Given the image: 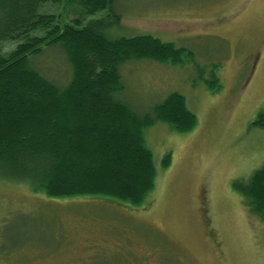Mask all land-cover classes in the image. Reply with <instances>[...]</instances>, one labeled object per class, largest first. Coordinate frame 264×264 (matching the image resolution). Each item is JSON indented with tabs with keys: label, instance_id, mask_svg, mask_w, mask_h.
Returning a JSON list of instances; mask_svg holds the SVG:
<instances>
[{
	"label": "rangeland",
	"instance_id": "374dc122",
	"mask_svg": "<svg viewBox=\"0 0 264 264\" xmlns=\"http://www.w3.org/2000/svg\"><path fill=\"white\" fill-rule=\"evenodd\" d=\"M66 8L44 11L62 20L79 13ZM113 11L119 22L109 36L150 34L193 55L180 65L122 63L117 99L144 114L177 93L196 123L182 132L155 121L144 130L155 178L141 206L53 198L0 174V264H264V219L231 186L264 165V128L253 124L264 109V0H118ZM29 61L60 87L70 79L60 46ZM212 77L217 87L206 85Z\"/></svg>",
	"mask_w": 264,
	"mask_h": 264
},
{
	"label": "trees",
	"instance_id": "16d2710c",
	"mask_svg": "<svg viewBox=\"0 0 264 264\" xmlns=\"http://www.w3.org/2000/svg\"><path fill=\"white\" fill-rule=\"evenodd\" d=\"M117 1L0 0V174L53 198L103 196L141 206L152 191L155 167L144 130L160 121L184 132L196 117L177 93L138 114L117 99L125 87L119 65L129 60L180 65L193 55L150 34L109 36L119 22ZM47 4L78 7L79 13L62 20L44 11ZM101 11H109L110 19L90 18ZM6 43L14 49L2 53ZM55 46L62 47L71 68L63 87L29 61ZM206 85L218 86L215 77ZM253 124L264 128V109ZM169 157L164 155L163 168ZM231 186L264 219V165Z\"/></svg>",
	"mask_w": 264,
	"mask_h": 264
}]
</instances>
